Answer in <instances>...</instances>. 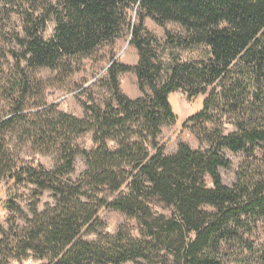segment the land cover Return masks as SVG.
Listing matches in <instances>:
<instances>
[{"label": "trees", "instance_id": "trees-1", "mask_svg": "<svg viewBox=\"0 0 264 264\" xmlns=\"http://www.w3.org/2000/svg\"><path fill=\"white\" fill-rule=\"evenodd\" d=\"M0 7L25 12L19 43L27 66L23 77L7 82L12 107L0 119L5 209L23 220L10 230L0 225V264L29 252L41 264H223L224 247L249 248L248 222L264 226V0H0ZM147 18L183 29L166 31L168 67ZM51 21L54 32L47 39L43 32ZM128 32L138 51L135 65L120 62L113 51ZM105 48L109 66L98 84L108 97L99 102L90 86L81 85L78 95L87 96L83 117L46 99L27 106L38 94L28 70L47 71L48 81L71 89L85 60L101 61ZM181 51L200 54L183 59ZM126 72L137 76L138 98L121 89ZM178 91L189 99L205 96L188 121L206 123L216 111L226 112L236 131L224 135L202 127L207 150L181 142L168 154L159 137L163 126L178 120L170 103ZM87 133L90 149L78 142ZM20 147L55 155L54 167L33 165ZM224 149L249 158L231 187L220 172L232 164ZM79 156L86 168L73 180ZM29 186L37 199L51 191L54 204L40 211L35 202L26 214L16 194ZM103 207L135 219L140 236L128 224L105 233ZM88 234L98 239H86Z\"/></svg>", "mask_w": 264, "mask_h": 264}, {"label": "rangeland", "instance_id": "rangeland-1", "mask_svg": "<svg viewBox=\"0 0 264 264\" xmlns=\"http://www.w3.org/2000/svg\"><path fill=\"white\" fill-rule=\"evenodd\" d=\"M30 11V9H28ZM25 12L20 10H12L10 8L0 7V119L7 115L11 109L10 96L7 88V82L11 77L19 75L23 77L21 69H26V62L23 59L22 48L19 43V39L25 34L23 14ZM136 15L134 13L133 18ZM147 28L155 34L161 43V56L166 66L170 65L171 61V48L165 44L166 31H172L174 33H182L183 29L180 25L169 22L165 26H160L154 22L151 18H147L145 21ZM55 22L48 23L46 30L43 32L45 38H50L54 32ZM131 33L125 34V36L116 41L113 51L116 54V59L127 65H135L138 61V51L130 44ZM110 48H105L100 55L103 59L85 60L83 70L76 74L72 80V88L68 89L58 84H52V81H48V77L51 73L43 70H28L29 77L33 80L32 85L38 94L32 93V96L27 101V106L30 107L38 101L46 99L49 104H57L59 109L67 113L83 117L85 110L82 105V99H87V96H79L81 85L84 87H91L88 92L90 95H94L99 102H102L108 97V92L105 88H102L98 84L99 80L105 76L106 69L109 66L108 55ZM183 59L191 57H197L200 51H181ZM95 83V84H94ZM120 83L122 91L130 98H138L141 96V92L138 85V79L134 72H126L120 75ZM97 84V85H96ZM205 96H200L195 99H189L187 94L182 91L172 93L170 95V103L174 111L178 115L176 123L167 124L163 126L162 134L159 137L161 144L166 147V152L175 153L178 150V145L181 142L188 143L194 149L207 150L210 147L206 135L201 130L202 127H206L208 131L218 130L222 134L226 135L230 132L236 131L231 118L226 112L216 111L213 120L209 122H190L188 118L193 114L201 110L203 100ZM195 127V129H194ZM82 148L90 149L93 147L91 142V133L85 134L79 141ZM22 149L23 157L30 161L33 165H43L46 168H53L56 163L55 155H42L34 153L28 147H20ZM223 153L227 158L232 161L229 168H221L220 172L223 177V181L228 186H233L237 181L238 172L242 169L244 163L249 159L244 153H234L230 150L224 149ZM86 168L85 158L79 156L76 161V172L72 175L73 180H77ZM208 186L212 187L213 183L210 177H207ZM8 185L6 182L0 183V225L6 230H10L12 225H23V220L15 213H9L5 209V202L8 198L7 193ZM33 186L21 187L16 194V201L19 206L25 211L26 214L31 215L32 205L37 202L38 209L43 211L48 204H54L53 193L51 191H45L41 196L34 198ZM159 211H163L170 216V210L158 208ZM100 219L105 223V233L116 234L120 227L124 224H128L133 232V235L139 237V224L135 219L128 218L120 211L112 210L110 208L103 207L99 212ZM249 232L245 233V239H248L246 245L249 248H239L235 246H226L223 249L222 262L223 264H264V255L262 249L264 247V226L258 223L257 226L251 222ZM101 232V231H100ZM89 240H97V234H88L85 236ZM2 234L0 232V240ZM4 259V254L0 251V263ZM9 264H41L44 261L35 258L32 252H29V256L17 258H8ZM126 264H136L135 262H128Z\"/></svg>", "mask_w": 264, "mask_h": 264}, {"label": "water", "instance_id": "water-1", "mask_svg": "<svg viewBox=\"0 0 264 264\" xmlns=\"http://www.w3.org/2000/svg\"><path fill=\"white\" fill-rule=\"evenodd\" d=\"M130 42H131V39H130Z\"/></svg>", "mask_w": 264, "mask_h": 264}]
</instances>
